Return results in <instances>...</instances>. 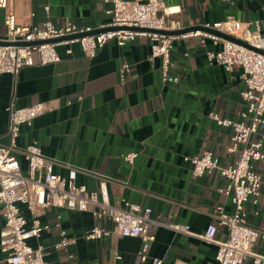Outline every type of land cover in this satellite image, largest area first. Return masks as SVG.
Listing matches in <instances>:
<instances>
[{
  "label": "crops",
  "instance_id": "crops-1",
  "mask_svg": "<svg viewBox=\"0 0 264 264\" xmlns=\"http://www.w3.org/2000/svg\"><path fill=\"white\" fill-rule=\"evenodd\" d=\"M166 2L180 10L169 16L179 22L172 30H207V24L236 19L258 20L264 34V0ZM46 3L57 26L74 21L98 27L110 21L106 10L112 4L107 0H7V7H0V38L5 36L7 13L15 14L19 24L41 23ZM219 48L210 39L203 42L200 36L175 39L170 73L178 76L179 82L163 80L162 59L151 57L147 36L123 45L111 40L93 58L77 42L60 44L59 62L25 66L16 76L0 75V145L10 143L6 107L12 96L15 94L18 106L43 101L47 111L32 125L21 127L17 140L21 147L38 141L43 153L56 161L58 173L66 174L70 166L76 167L78 183L91 190L106 178L113 204L122 205L127 199L152 208L148 232L155 238L144 262L141 237L112 232L99 239L85 238L96 224L112 228L110 221L66 206L42 210L40 218L51 228L33 243L44 246L49 264H113L117 254L122 255L120 264H150L153 257H160L162 264L213 263L218 246L199 234L209 224L218 223V206L233 210L232 196L220 191L228 180L218 170L194 175L193 165L185 157L210 149L223 166L233 164L238 157L237 152L229 151L233 130L218 125L210 116L217 112L239 118L245 108L242 68L236 65L227 71L208 59L207 51ZM123 63L131 66L125 83L120 78ZM253 138L264 142V125ZM129 152H137L132 163L124 158ZM18 156L27 172L23 153ZM254 168L264 180V162H254ZM246 209L249 223L264 230V195L257 204L247 202ZM22 210L31 219L26 206ZM58 216L67 237L74 239L67 247L56 246L61 239L55 226ZM170 224L189 225L192 233L177 231ZM227 234V227L219 225L217 238L226 239ZM253 250L264 255V238L257 240ZM0 264H9L1 250ZM244 264H252L251 258Z\"/></svg>",
  "mask_w": 264,
  "mask_h": 264
},
{
  "label": "built area",
  "instance_id": "built-area-1",
  "mask_svg": "<svg viewBox=\"0 0 264 264\" xmlns=\"http://www.w3.org/2000/svg\"><path fill=\"white\" fill-rule=\"evenodd\" d=\"M107 1L112 4L106 10L110 21L98 27L83 26L74 21L57 26L51 19L49 3L44 5L45 19L41 23L19 24L15 14L7 13L5 36L0 40L8 43L0 44V75L11 73L16 76L25 66L59 62L61 55L57 46L60 44L77 42L85 54L93 58L111 40L123 45L137 37L147 36L151 41V57L162 59L163 80L179 82V77L170 73L171 51L175 39L200 36L203 42L210 39L215 45H220L218 50L207 51L208 59L211 64H221L227 71H232L236 65L242 68L246 88L242 90L241 97L245 108L240 111L239 118L210 113L218 125L233 130L229 151L238 153L233 164L221 165L219 157L210 149L201 155L185 157L192 163V171L196 176L218 170L228 180V184L221 187L220 191L231 195L234 205L232 211H227L222 205L218 206V223L209 224L199 237L218 246L212 264H244L248 258H251L252 264H264V255L253 250L257 240L264 238V230L249 223L246 209L247 202L257 204L264 195L263 176L254 168V162H264V142L253 138L264 125V53L254 49L264 50V34L259 21H217L207 24V30L168 34L165 31L172 30L174 24L179 23L170 20L169 16L180 10L176 6H169L166 0ZM0 7L6 8L7 0H0ZM210 29L234 36L254 48L222 37ZM72 34L78 36L49 41ZM67 52L71 53V48ZM130 71V64L123 63L120 68L122 83H125ZM47 109L48 106L43 101L18 106L15 94L6 107L10 143L0 145V204L3 216V221L0 222V250L6 255V260L9 264H49L45 258L44 246L33 243V239L39 238L43 231L51 228L49 223L41 220L40 213L52 206H66L73 210L90 211L97 219H105L113 224L112 228L94 225L85 233L86 239H99L112 232L122 236L141 237L143 245L140 257L143 262L147 261L149 243L155 238L148 232L152 221L151 207L127 199L123 200L122 205L113 204L106 178H101L98 187L91 190L86 184L78 183L76 167L70 166L66 174L58 173L55 170L56 161L43 153L38 141L25 147L18 144L22 125H32ZM19 153H23L28 163L27 172L22 169ZM136 156L137 152H129L124 158L132 163ZM22 206L29 210L31 219L23 212ZM59 219L60 216L55 226L60 230L61 239L56 246L67 247L74 239L67 237ZM219 225L227 227L226 239L217 238ZM170 226L183 233H192L189 225ZM121 258L122 255L117 254L113 264H120ZM150 264H162V259L153 257Z\"/></svg>",
  "mask_w": 264,
  "mask_h": 264
},
{
  "label": "water",
  "instance_id": "water-1",
  "mask_svg": "<svg viewBox=\"0 0 264 264\" xmlns=\"http://www.w3.org/2000/svg\"><path fill=\"white\" fill-rule=\"evenodd\" d=\"M133 29H141V28H139V27H133ZM210 30L213 31V32H215V33H217V34H219V35H221L222 37H225L227 39H230V40H233V41L242 43V44H244V45H246L248 47L254 48L253 46H251L247 42H244L242 40H239V39L235 38L234 36H231V35H228V34H225V33L219 32V31H216L214 29H210ZM186 31H189V30H186V29H183V30H167L165 32L168 33V34H180V33L186 32ZM77 36H78V34H72V35H68V36H65V37L55 38V39H52V40H49V41H51V42H53V41H59V40H62V39H69V38H74V37H77ZM7 43L8 42H6V41H1L0 40V44H7ZM36 43H39V42H21V44H36ZM254 49H256L259 52L264 53V50L257 49V48H254Z\"/></svg>",
  "mask_w": 264,
  "mask_h": 264
}]
</instances>
